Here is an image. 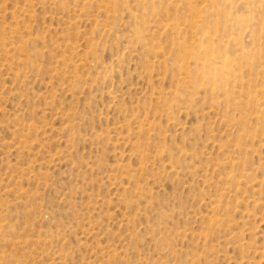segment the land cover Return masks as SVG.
<instances>
[{"label": "rangeland", "instance_id": "1", "mask_svg": "<svg viewBox=\"0 0 264 264\" xmlns=\"http://www.w3.org/2000/svg\"><path fill=\"white\" fill-rule=\"evenodd\" d=\"M0 264H264V0H0Z\"/></svg>", "mask_w": 264, "mask_h": 264}]
</instances>
